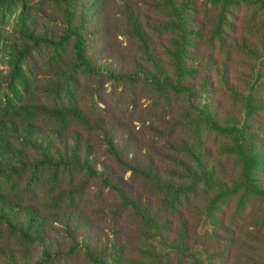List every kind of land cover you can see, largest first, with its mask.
<instances>
[{
	"label": "trees",
	"instance_id": "obj_1",
	"mask_svg": "<svg viewBox=\"0 0 264 264\" xmlns=\"http://www.w3.org/2000/svg\"><path fill=\"white\" fill-rule=\"evenodd\" d=\"M52 2L50 15L0 0V228L17 241L0 244V264H264V0ZM241 11L253 39L235 36ZM43 52L68 53L72 71L55 68L40 102L29 94ZM75 74L125 87L128 107L148 88L147 133L100 107L97 89L84 107ZM86 189L97 205L85 210Z\"/></svg>",
	"mask_w": 264,
	"mask_h": 264
},
{
	"label": "rangeland",
	"instance_id": "obj_2",
	"mask_svg": "<svg viewBox=\"0 0 264 264\" xmlns=\"http://www.w3.org/2000/svg\"><path fill=\"white\" fill-rule=\"evenodd\" d=\"M29 4L32 6V8H41L45 11H47L50 15H53L55 13L54 5L52 0H27ZM137 1H147V0H137ZM145 10H148V7H145ZM152 15L153 20L158 17V14L152 9L149 11ZM248 14L245 11L238 12L236 15V18L234 20V30H236L235 36L236 37H242V36H247L248 38L253 39L247 34V27H248ZM245 23V24H243ZM41 24H45V26L58 31L59 28H57L56 25L52 23H46L45 21L41 20ZM116 24V17L112 15L110 23H109V30L110 28H114ZM245 29V31H244ZM114 34V32H112ZM7 42L8 44H18L20 45V41L17 37V35L14 34V30L12 28H9L7 31ZM156 44H159L161 42H165L166 39L165 37H158L157 35L154 37ZM109 41H113V44H115L117 47L127 50V45H128V39L125 37H116L113 36L112 34L110 35ZM101 46L96 47V51L100 50ZM69 52V50H67ZM128 52L125 53V56H127ZM3 54H1V60H4ZM243 60V59H242ZM33 62L35 65V81H31L30 87L34 91V94L31 96L29 94V98L40 101V102H45L46 98L41 95V90L39 89L40 86H45L49 80H54V74H55V68H60L63 67V72H65V67H68V72L71 70L72 71V58L69 56V54L63 55V57L57 58L55 62H52L50 58L48 57L47 52H43L42 55H39L36 53L33 56ZM1 65V69L4 70ZM70 69V70H69ZM239 72L246 74V69L241 67V65L238 66ZM78 74H75V82L78 84L79 88L78 90L80 91L79 95H83L84 97L80 99L81 104H83L84 107H90L91 102L89 101L88 94L92 91L94 88L95 90L97 89L100 91L101 96L104 97L103 100L107 101L109 103V107L106 106L105 103L100 104V107L104 109H110L112 113H115L122 119L126 120L130 125L133 126L136 125L135 127V132L136 135H143L147 133V130L145 129L144 125L141 124L140 120H144L148 114V111L150 109L151 101L149 98H151V93L148 90V88H140L139 89V97L136 99V106H132L133 104H130L129 100V92L128 89L125 87H120V85H112L111 83H102L99 85L97 88L96 80H87L85 81L82 77L79 78L77 76ZM35 88V89H34ZM102 100H100V103ZM135 121V122H133ZM135 124V125H134ZM48 126V125H46ZM134 129V128H133ZM141 133V134H137ZM127 177H129V174H127ZM93 191L90 189H86L84 193L82 194V199L81 201L77 204V207L79 206L80 209H88L91 208V206L96 202H94V197H93ZM32 197L36 200V204L40 206L48 205L51 200V197L48 195V189L46 185L40 186L39 188H35L32 192ZM105 201V200H103ZM105 203H108V205L112 204V200L108 197H106ZM67 205V202H65ZM102 205H99L98 202V207H101ZM96 220L98 223H104L107 221H111V217L105 216L104 214L100 213L98 218L96 217ZM118 229L122 232L123 237L129 241H127V245H131L133 248L134 245L129 242H135L136 238V226L133 224V221L128 218L126 214H122L120 218H118ZM0 244L3 246H12V247H17V241L16 238L13 236H10L8 233H4V230L0 228ZM135 248V247H134Z\"/></svg>",
	"mask_w": 264,
	"mask_h": 264
}]
</instances>
